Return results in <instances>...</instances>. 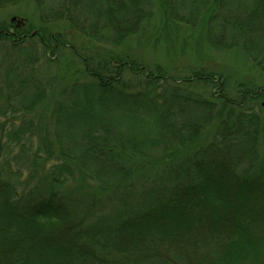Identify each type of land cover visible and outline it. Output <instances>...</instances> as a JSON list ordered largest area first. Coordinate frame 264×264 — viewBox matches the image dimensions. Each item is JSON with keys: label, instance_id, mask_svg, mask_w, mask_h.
Instances as JSON below:
<instances>
[{"label": "trees", "instance_id": "1", "mask_svg": "<svg viewBox=\"0 0 264 264\" xmlns=\"http://www.w3.org/2000/svg\"><path fill=\"white\" fill-rule=\"evenodd\" d=\"M26 1L35 28L0 22V264H243L242 251L260 254L264 111L248 102L264 100V84H239L229 98L223 75L200 66L183 81L219 93L184 94L158 63L89 56L67 39L120 46L153 17L150 0H0V10ZM158 5L167 22L199 27L211 49L240 48L264 74V0ZM59 45L83 67L35 120L51 96L41 63Z\"/></svg>", "mask_w": 264, "mask_h": 264}, {"label": "rangeland", "instance_id": "2", "mask_svg": "<svg viewBox=\"0 0 264 264\" xmlns=\"http://www.w3.org/2000/svg\"><path fill=\"white\" fill-rule=\"evenodd\" d=\"M150 9L153 11V17L144 23L142 30L130 36L120 46L87 40L73 31L70 32L71 34L67 39L70 38L78 46L80 52L89 56L90 54L97 56L102 54L103 57L110 54L122 57L127 55L128 58H138L141 62L144 61L149 65L158 63L164 67L170 76H174L177 79V83L181 87V93L184 94H189L190 92V95L193 96L210 98L211 95L219 93L216 83L208 85L199 82L183 81L182 78H185L189 74V71L200 66L223 75L225 83L224 88L220 92H223L229 98H238L237 86L239 84L254 88H258L264 84V74L251 63L246 53L240 48L211 49L206 44L199 27L190 28L167 22L162 18L158 0H150ZM19 21L33 26L32 28H35L39 24L38 12L34 3L26 1L17 5L7 6L0 10V22L15 24ZM63 27L68 28L67 26ZM81 67H83L81 62L67 46L61 47L59 45L58 52L55 56L51 57L50 63L42 61L40 67L41 76L51 80L52 85L49 89L51 96L44 106L38 109L37 112L40 116H35V120L38 118L40 121L47 120L46 117L42 116L50 115L52 102L54 99H58L56 90L62 82L67 83L73 79L76 70L81 69ZM1 70L2 68H0V73ZM128 76L125 74V77ZM263 102V99L258 100L256 104L251 101L248 102V106L262 113L264 111ZM34 114L35 112L31 115ZM211 124H216V122H211ZM204 129L209 132L208 126ZM199 138L198 142L208 140V136L206 137L204 133ZM261 149L260 153L263 154V148ZM159 152V150H152L149 153L157 155ZM262 238L264 239V236ZM259 252L260 249L258 251H242L241 257H244L243 264H258L256 258H254L258 255L263 257L259 261V264H264V248H262L260 254ZM228 260L233 262L229 258ZM222 262L225 263V260L221 259Z\"/></svg>", "mask_w": 264, "mask_h": 264}, {"label": "water", "instance_id": "3", "mask_svg": "<svg viewBox=\"0 0 264 264\" xmlns=\"http://www.w3.org/2000/svg\"><path fill=\"white\" fill-rule=\"evenodd\" d=\"M35 32H33V34H34ZM262 106L264 107V102L262 103Z\"/></svg>", "mask_w": 264, "mask_h": 264}]
</instances>
